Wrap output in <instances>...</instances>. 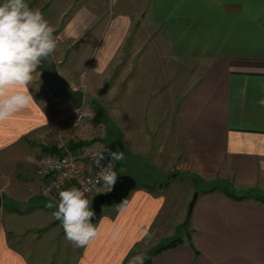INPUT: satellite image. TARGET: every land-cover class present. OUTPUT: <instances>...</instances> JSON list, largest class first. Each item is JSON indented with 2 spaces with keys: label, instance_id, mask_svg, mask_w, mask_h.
<instances>
[{
  "label": "crops",
  "instance_id": "obj_1",
  "mask_svg": "<svg viewBox=\"0 0 264 264\" xmlns=\"http://www.w3.org/2000/svg\"><path fill=\"white\" fill-rule=\"evenodd\" d=\"M38 1L26 0L30 7ZM38 9L56 29L52 59L72 88L76 68L90 77L127 66L132 83L148 84L193 70L189 81L175 80L192 86L168 128L179 144L172 164L224 186L197 192L187 238L148 264H264V202L252 196L264 195V0H43ZM28 88L34 103L0 122V264H128L161 245L166 195L148 184L131 190L122 210L101 211L88 246L65 239L53 216L56 198L42 195L34 176L51 122L36 87Z\"/></svg>",
  "mask_w": 264,
  "mask_h": 264
},
{
  "label": "rangeland",
  "instance_id": "obj_2",
  "mask_svg": "<svg viewBox=\"0 0 264 264\" xmlns=\"http://www.w3.org/2000/svg\"><path fill=\"white\" fill-rule=\"evenodd\" d=\"M42 2L43 0L38 1L32 6L33 9H38ZM129 54L125 52L123 55L124 66L129 64ZM37 71L40 76L34 74L32 84L37 89V96L42 100L51 123H48V133L39 144L36 164L40 155L51 150L58 140L69 145L93 142L101 149L123 151L124 159L116 161L117 174L134 177L136 187L148 184L162 188L166 195V207L158 217L160 230L156 242L163 245L174 238H187V233L190 232L189 204L194 193L213 186H224L217 181H202L190 170L180 172L175 168L177 165L172 164L170 153L177 151L179 144L174 132L172 135L168 133V128L175 124L174 109H177L180 98L192 86L188 81L193 76V70L181 72L180 78L172 77L171 83L148 84L141 79L132 83L127 66L110 69V74L105 76L90 77L85 76L86 69L76 68L72 74L77 81L72 85L85 94L84 102L79 108H71L56 97L42 82L41 70L38 68ZM182 79L188 81L185 84L178 83ZM164 108L169 109L171 115L162 116ZM76 109L88 114L78 124L75 121ZM165 125L168 127L165 128ZM174 142L177 146H174ZM36 164L34 176L40 190ZM235 193L239 192L236 190ZM35 199L46 200L43 196L34 198L27 205L33 204ZM56 201L58 203L57 199ZM112 207L114 206H103L102 211L113 209ZM150 255L151 251L146 257Z\"/></svg>",
  "mask_w": 264,
  "mask_h": 264
},
{
  "label": "clouds",
  "instance_id": "obj_3",
  "mask_svg": "<svg viewBox=\"0 0 264 264\" xmlns=\"http://www.w3.org/2000/svg\"><path fill=\"white\" fill-rule=\"evenodd\" d=\"M115 0H110V6ZM56 29L44 17L39 9H32L26 0H0V122L5 121L15 113L34 103L33 96L29 93L28 85L32 83L34 74H39L37 69L45 60H52L58 47V38L54 35ZM22 88L23 91H13ZM239 94H247V86L239 89ZM264 107V98L258 101ZM78 122L88 114L77 110ZM107 151L111 162L107 167H100L104 152ZM95 165L100 168L95 181H89L91 187H71L59 191V201L53 216L60 221L64 230L65 239L76 248L88 246L99 235V225L92 222L95 212L92 210L91 201L87 193L96 191L97 194L110 192L117 180L114 171L115 161L124 159L123 151H110L103 148L99 151L89 149ZM102 182L103 187L96 185ZM125 199L115 207L122 210L126 204ZM47 207L52 208L49 203ZM118 231V230H117ZM148 232L144 233L147 237ZM116 232L113 233V239ZM147 257L138 254L129 260L128 264H144Z\"/></svg>",
  "mask_w": 264,
  "mask_h": 264
},
{
  "label": "built area",
  "instance_id": "obj_4",
  "mask_svg": "<svg viewBox=\"0 0 264 264\" xmlns=\"http://www.w3.org/2000/svg\"><path fill=\"white\" fill-rule=\"evenodd\" d=\"M76 109L75 121L78 122ZM89 149L97 151L101 148L93 142H84L77 145L66 144L58 140L53 148L48 152H43L37 160L36 174L40 180V190L43 195L54 196L59 201V191L71 187L83 188L91 187L89 181H95L100 168L95 165ZM104 159L100 162V167H107L111 162V157L104 153ZM116 171V161L113 162ZM102 188V182L96 185ZM106 192L107 189H104ZM103 192V193H105ZM96 191L87 193V198L92 203V198Z\"/></svg>",
  "mask_w": 264,
  "mask_h": 264
},
{
  "label": "water",
  "instance_id": "obj_5",
  "mask_svg": "<svg viewBox=\"0 0 264 264\" xmlns=\"http://www.w3.org/2000/svg\"><path fill=\"white\" fill-rule=\"evenodd\" d=\"M39 69L42 72L41 80L56 97L61 99L71 108H79L84 102V91L72 88V86L60 76L54 64L53 59L45 60L41 63ZM137 183L134 177L129 174H118L112 191L94 195L92 198V210L95 216L92 222H96L101 215L103 206H116L126 199L131 190L136 187ZM197 192L194 193L189 204V210H192ZM1 206V195H0Z\"/></svg>",
  "mask_w": 264,
  "mask_h": 264
},
{
  "label": "trees",
  "instance_id": "obj_6",
  "mask_svg": "<svg viewBox=\"0 0 264 264\" xmlns=\"http://www.w3.org/2000/svg\"><path fill=\"white\" fill-rule=\"evenodd\" d=\"M78 144H81L80 142ZM72 145H77V143H72ZM71 145V146H72ZM106 155L109 156L108 152L105 151L104 152ZM224 192L231 198L237 199V200H242L243 198H245V196L243 195H237L232 191H228V190H224ZM252 196L256 199L259 200L261 202H264V195H260V194H252ZM182 240H180V238H174L172 240H169L166 244H163L161 246H158L156 248H154L151 251V255L152 254H157L160 251L164 250V249H168V248H173L175 247L177 244H179ZM151 255L145 260L144 264H148L151 258Z\"/></svg>",
  "mask_w": 264,
  "mask_h": 264
}]
</instances>
